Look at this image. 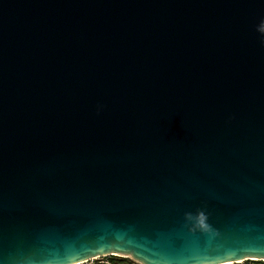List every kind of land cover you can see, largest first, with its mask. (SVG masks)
Masks as SVG:
<instances>
[{"label": "water", "instance_id": "water-1", "mask_svg": "<svg viewBox=\"0 0 264 264\" xmlns=\"http://www.w3.org/2000/svg\"><path fill=\"white\" fill-rule=\"evenodd\" d=\"M108 256L264 262V0H0V264Z\"/></svg>", "mask_w": 264, "mask_h": 264}, {"label": "trees", "instance_id": "trees-1", "mask_svg": "<svg viewBox=\"0 0 264 264\" xmlns=\"http://www.w3.org/2000/svg\"><path fill=\"white\" fill-rule=\"evenodd\" d=\"M86 264H137L128 258H120L114 256L102 257L100 259L93 260ZM244 264H264L263 261H245Z\"/></svg>", "mask_w": 264, "mask_h": 264}, {"label": "rangeland", "instance_id": "rangeland-1", "mask_svg": "<svg viewBox=\"0 0 264 264\" xmlns=\"http://www.w3.org/2000/svg\"><path fill=\"white\" fill-rule=\"evenodd\" d=\"M114 257H116V256H114ZM121 258V257H120ZM98 259H100V258H98ZM244 262L245 261H243V262H241V263H233V264H244Z\"/></svg>", "mask_w": 264, "mask_h": 264}, {"label": "bare ground", "instance_id": "bare-ground-1", "mask_svg": "<svg viewBox=\"0 0 264 264\" xmlns=\"http://www.w3.org/2000/svg\"><path fill=\"white\" fill-rule=\"evenodd\" d=\"M226 264H231V263H226Z\"/></svg>", "mask_w": 264, "mask_h": 264}, {"label": "snow or ice", "instance_id": "snow-or-ice-1", "mask_svg": "<svg viewBox=\"0 0 264 264\" xmlns=\"http://www.w3.org/2000/svg\"><path fill=\"white\" fill-rule=\"evenodd\" d=\"M95 254V253H94Z\"/></svg>", "mask_w": 264, "mask_h": 264}]
</instances>
